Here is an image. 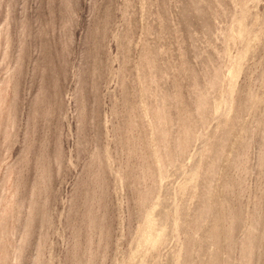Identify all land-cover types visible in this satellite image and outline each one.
Returning a JSON list of instances; mask_svg holds the SVG:
<instances>
[{"label": "rangeland", "instance_id": "374dc122", "mask_svg": "<svg viewBox=\"0 0 264 264\" xmlns=\"http://www.w3.org/2000/svg\"><path fill=\"white\" fill-rule=\"evenodd\" d=\"M0 264H264V0H0Z\"/></svg>", "mask_w": 264, "mask_h": 264}]
</instances>
